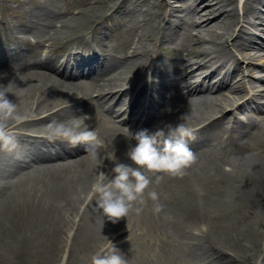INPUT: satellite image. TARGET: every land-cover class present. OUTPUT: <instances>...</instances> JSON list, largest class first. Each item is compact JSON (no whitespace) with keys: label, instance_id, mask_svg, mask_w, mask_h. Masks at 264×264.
<instances>
[{"label":"bare ground","instance_id":"6f19581e","mask_svg":"<svg viewBox=\"0 0 264 264\" xmlns=\"http://www.w3.org/2000/svg\"><path fill=\"white\" fill-rule=\"evenodd\" d=\"M103 1L82 0L71 13L39 4L31 16L19 15L22 37L69 38L80 48L78 61L35 57L37 40L25 39L24 49H0V73L8 74L0 83L13 82L10 98L27 116L11 124L18 148L0 151V264H91L108 241L129 264L175 257L186 264H247L238 244L264 237L254 232L264 215V94L252 92L254 82L245 79L264 82V61L252 62L264 50V0L144 3L156 12L140 0ZM113 6L119 18L106 15ZM140 37L154 47L140 44ZM112 40L117 44L110 46ZM169 44L175 55L161 54ZM242 92L251 94L241 100ZM85 113L103 142L101 153L114 147L123 163H130L125 153L136 143L128 132L186 123L196 130L188 142L195 162L183 176L162 175L159 183L153 177L142 212L115 224L105 218L101 228L85 145L47 139L50 122ZM186 113L189 120H178ZM131 122L143 129L126 128ZM104 165L103 171L113 167L108 160ZM153 190L159 212L147 198ZM121 229L127 234L114 235ZM152 231L156 240L148 243Z\"/></svg>","mask_w":264,"mask_h":264},{"label":"clouds","instance_id":"9594fccd","mask_svg":"<svg viewBox=\"0 0 264 264\" xmlns=\"http://www.w3.org/2000/svg\"><path fill=\"white\" fill-rule=\"evenodd\" d=\"M7 73H0V81L7 79ZM13 82L0 83V151L12 153L19 141L11 124L19 125L27 119L22 114L17 103L10 98ZM71 107V103L66 101ZM170 111V109H168ZM89 114L74 117L71 122L52 121L47 125V139L50 142L60 140L71 147L85 145V151L94 162L96 181L93 185V196L96 197L95 207L101 216V228L105 218L115 224L121 218L127 217L135 210L140 213L147 203L145 192L153 183H159L162 175L183 176L185 170L195 162V154L188 142L195 141L193 128L186 123H164L154 131L143 129L135 134L128 132L135 145L125 153L130 163L120 162L111 152L101 153L103 142L98 134L90 128L86 121ZM189 115L182 114L178 120H189ZM113 164L109 171H103L104 161ZM147 198L154 202L155 211L159 212V194L148 191ZM106 240H108L105 237ZM91 264H129L119 250L108 241V246L91 257Z\"/></svg>","mask_w":264,"mask_h":264},{"label":"rangeland","instance_id":"374dc122","mask_svg":"<svg viewBox=\"0 0 264 264\" xmlns=\"http://www.w3.org/2000/svg\"><path fill=\"white\" fill-rule=\"evenodd\" d=\"M81 1L82 0H0V9H2V11L5 13V19L10 21V23L13 22L14 26H16L17 17L21 13H24L26 11V14H27L29 10L30 11L31 10H37V6L39 4H44V5L51 4L52 6L59 7V9H63L64 7H66L67 9L70 10V13H71L72 10L81 7V5H80ZM107 1L108 0H104L102 3H104V4L109 3ZM140 1H142V3H141L142 8H144V9L145 8H153L154 11H153V9H152V11L156 12V8H155L154 5L153 6H148V5L144 4V3H148L150 0H140ZM35 5H36V7H35ZM113 8H114V6L111 7L108 11H106V15H111L112 14L110 16V18L111 17H114V19L115 18H119V14L121 13V11L119 13H112ZM238 11L240 12V8L238 9ZM1 30L2 31L0 32V43H1V41L4 40L3 39V35L6 32V29L4 27ZM138 32H140V29H138V31L135 32L134 34H136ZM194 33L195 32H193L192 34H194ZM225 37H228V35L225 34ZM64 38L65 37H60L57 44L60 45V46L65 44ZM12 40H13V37H10L6 42L7 43L8 42L11 43ZM136 40H137V38H135V41ZM115 41L116 42H120V38L117 37V39ZM115 41L112 40L111 42H109L110 46L116 45L117 43H115ZM138 42L140 44H142V43L146 44L147 47H149V48L154 47L153 46L154 45L153 41H150L149 38H148V42H147L144 37H140L138 39ZM60 46H58V47H60ZM165 50H170V53L168 55H170V56L171 55H175V47L172 44L163 45L162 50H161V54L162 53L165 54ZM178 54H179V52H178ZM260 55L261 56H259V57L254 56L256 58L253 59L252 62L255 63V64H259V63L263 62L264 61V50L260 51ZM215 63H217V62H215ZM242 63H244V62H242ZM246 73H248V72L246 71ZM197 79H199V78H196V80ZM245 79H248L249 81H253L254 82V85L252 87L253 88L252 92H256L257 95H259V92L264 94V82H258L255 79V77H253V76H246ZM184 83L185 82L178 83V86H182ZM244 94H245V96H244ZM249 94H251V93H249ZM249 94H246L245 92H242L241 95H243V97H242L243 99H241V100H245ZM259 100H263L264 101V97H260V95H259ZM232 113L236 116V118H238V119L240 118V120L244 119L243 113L240 114L237 111H234ZM229 114L230 113L228 112L227 115H229ZM224 135H225V133H224ZM263 202H264V200H263ZM254 226H255L254 232H257V231L258 232H261V231L264 232V215L262 217V220H260L258 223H254ZM195 230H196V227H195ZM147 239H148V243H152L154 240H156V231H152L151 233H148ZM238 249H239L238 250L239 258H241L245 263H247V264H258V263H256L257 262L256 260L257 259L260 260L262 258V256L264 255V237L261 236V235L253 236L252 237V241L250 243L243 241L242 244L241 243L238 244ZM185 259L186 258H183V257H179V258L175 257L170 262L157 261V264H186L185 263ZM58 263L64 264L65 263V259L59 261ZM31 264H37V263H32L31 262ZM38 264H40V263H38Z\"/></svg>","mask_w":264,"mask_h":264}]
</instances>
